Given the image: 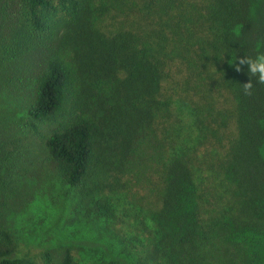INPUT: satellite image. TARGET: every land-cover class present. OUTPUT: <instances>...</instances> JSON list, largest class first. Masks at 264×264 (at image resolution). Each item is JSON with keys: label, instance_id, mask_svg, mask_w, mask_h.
Returning <instances> with one entry per match:
<instances>
[{"label": "trees", "instance_id": "16d2710c", "mask_svg": "<svg viewBox=\"0 0 264 264\" xmlns=\"http://www.w3.org/2000/svg\"><path fill=\"white\" fill-rule=\"evenodd\" d=\"M260 52L264 0H0V264H37L30 170L94 197L119 261L264 264V84L233 64Z\"/></svg>", "mask_w": 264, "mask_h": 264}, {"label": "rangeland", "instance_id": "374dc122", "mask_svg": "<svg viewBox=\"0 0 264 264\" xmlns=\"http://www.w3.org/2000/svg\"><path fill=\"white\" fill-rule=\"evenodd\" d=\"M49 129L44 125V132ZM33 173L38 174L30 170L22 179V187L28 182L30 188L21 195L23 202L16 205L25 206L11 212L23 253H28L37 264H47L46 253L51 256L49 264H61L66 251L71 264H131L117 260L122 257L117 254L120 244L112 239L114 234L98 228L92 195H65L54 178L44 174L31 177Z\"/></svg>", "mask_w": 264, "mask_h": 264}, {"label": "clouds", "instance_id": "9594fccd", "mask_svg": "<svg viewBox=\"0 0 264 264\" xmlns=\"http://www.w3.org/2000/svg\"><path fill=\"white\" fill-rule=\"evenodd\" d=\"M233 64L237 72L243 71L242 66H247L249 80L242 85L246 95L251 94V90L254 87V80L256 84H264V52L258 53L255 57L246 55L236 57Z\"/></svg>", "mask_w": 264, "mask_h": 264}]
</instances>
